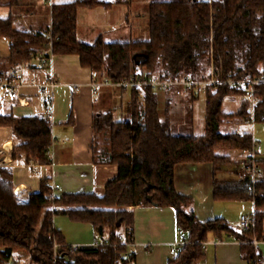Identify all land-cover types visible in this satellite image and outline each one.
<instances>
[{"label":"trees","instance_id":"trees-1","mask_svg":"<svg viewBox=\"0 0 264 264\" xmlns=\"http://www.w3.org/2000/svg\"><path fill=\"white\" fill-rule=\"evenodd\" d=\"M6 1L9 8L19 3ZM110 5L100 0L52 5L51 24L44 32L19 31L12 17L0 20V39L9 42L8 57L0 59V76L34 62L52 42L53 56H78L81 66L101 83L107 80L116 84L136 74L161 81H178L189 74L195 81H208L212 67L220 81L229 75L235 80L264 78V0H150L148 41L105 44L99 38L92 45L80 43L78 10ZM42 60L48 62L49 55ZM115 89L130 94L123 115L128 119L117 121L116 110L99 113L93 119V161L118 169L103 196L63 194L53 205L47 199L50 190L44 182L39 193L22 202L15 195L12 171L0 167V264L16 261V254L25 255L28 264H53L55 245L59 246L57 264H135L136 255L129 250L134 243L135 224L129 209L135 207L176 211V227L184 243L168 264H201L210 236L217 240L234 237L244 261L262 264L254 243H264V180L255 184L258 196L253 228L244 231L223 220L199 221L190 210L191 199L176 192L175 168L211 164L216 174L229 161L217 151L250 153L257 143L252 134L226 133L222 127L226 120L235 118L264 124V84L257 88L253 115L248 113V102L241 91L228 85L209 88L202 136L194 135L191 120L182 128L172 121L169 114L175 106V93L167 95L162 116V99L152 88ZM186 96L181 103L191 104L198 98ZM237 97L244 98L239 111L234 115L224 113V102ZM0 127L13 131L15 160L51 164L53 122L45 113L36 117L0 116ZM213 195L216 201H253L246 180L215 181ZM58 215L89 225L95 239L107 238L111 245L82 247L71 254L63 234L55 228Z\"/></svg>","mask_w":264,"mask_h":264},{"label":"crops","instance_id":"crops-1","mask_svg":"<svg viewBox=\"0 0 264 264\" xmlns=\"http://www.w3.org/2000/svg\"><path fill=\"white\" fill-rule=\"evenodd\" d=\"M73 1L53 0L52 5ZM100 1H106L111 5L107 8L82 7L78 10L77 36L80 43L92 45L99 38H102L105 44L149 40L150 0ZM5 2L8 1L0 0V20L6 21L12 17L15 29L23 31L18 28H28L31 29L29 31L32 29L39 31L42 18L47 28L50 26L52 5L43 4L38 0H19L18 6L9 8ZM0 41L2 59L9 55V42H3L1 39ZM49 74L57 81V86L52 91L54 99L52 164L37 166L36 163L26 162L24 158L15 160L13 131L0 127V167L12 171L15 190L24 191L28 200L31 195L41 191L46 180L59 184L62 188L61 195L103 196L107 184L118 175V169L94 163L93 119L99 113L118 108L120 113L125 115L130 94L102 86L101 81L90 70L81 66L79 57L75 55L54 56ZM26 77L27 85L19 92V100H24L26 105H21L19 100L5 99L0 92V116L36 117L44 114L40 90L29 85L31 77L29 75ZM186 99L187 96L176 97L175 102ZM226 105L231 108L226 111L223 109V112L229 115L236 114L241 108V103H237L235 99L224 103L223 108ZM243 123L235 125L233 131L238 135L248 133L243 129L241 125ZM254 138L257 137L254 135ZM260 152L257 160L264 172V155ZM217 155L228 157L232 161L222 166L216 174L211 164L176 166L175 189L179 195L191 199L190 210L199 221L223 220L237 228L242 216L253 214L252 202L216 201L213 186L215 181H248L239 161L246 159L249 153L234 150L219 151ZM129 211H133L134 214V243L129 250L136 255L135 264H168L179 250L181 241L176 227V211L171 208L155 207H135ZM84 244L87 243L75 245L84 247ZM240 247V243L232 236L222 240L210 236L201 264H249L242 259ZM258 248L264 264V243H260Z\"/></svg>","mask_w":264,"mask_h":264},{"label":"built area","instance_id":"built-area-1","mask_svg":"<svg viewBox=\"0 0 264 264\" xmlns=\"http://www.w3.org/2000/svg\"><path fill=\"white\" fill-rule=\"evenodd\" d=\"M43 4L52 5L53 0H38ZM49 55V61L42 60L45 56ZM53 44L49 42L47 47L37 54V58L34 62L24 63L19 65L13 71L0 76V92L5 99L10 100H19L20 90L27 85V75L31 77L30 84L34 87H37L40 90L41 100L44 104V113L51 118L53 117V89L57 86V81L54 76L49 74L52 60H53ZM49 70V71H48ZM215 69L211 68V77L208 81H195L191 75H186L178 81H161L159 78H145L139 76L138 74L131 76L127 80H123L119 83H112L107 80H104L101 85L104 87L110 88H120L124 91H131L133 89L141 90L145 87L152 88L162 99H166L169 93H175L177 97H184L186 95H193L195 97H207L208 89L214 88L217 89L221 85H228L234 87L235 89L241 91L244 94V98L248 102V113L253 115L254 108L258 103L256 97L257 88L264 84V78H256L253 80H235L232 75H229L228 78L224 81L217 79L215 75ZM141 96V93H139ZM21 105H26V102L19 100ZM67 141V140H66ZM54 144H52L50 150V157H52V152L54 150ZM261 147L258 143L254 144L252 151L249 153V156L246 159H243L241 162L242 171L245 176L248 177L247 181V191L249 196L253 199L252 204L254 206L255 199H257V194L255 191V184L264 180V172L260 169L258 164L257 155L260 152ZM35 163V162H33ZM52 164V161H51ZM50 164V165H51ZM36 165H40L36 163ZM45 186L50 190L48 195V201L50 204H55L60 195H61V186L56 184L51 180L45 181ZM15 195L22 202H28L26 198V193L24 191H16ZM254 212L252 215L242 216L239 221V228L244 231H250L254 225ZM121 243H125L123 238H120ZM184 237H181L180 247L183 246ZM255 246H258L260 243L255 242ZM111 243L109 239H95L91 247L100 248L108 247ZM129 245V244H128ZM130 246V245H129ZM82 247L78 245L69 246V251L71 254H76L80 251ZM58 249L59 246L55 245L54 247V261L53 264L58 262ZM204 252H206V245H204ZM1 264H20L17 261L6 262L2 261Z\"/></svg>","mask_w":264,"mask_h":264},{"label":"rangeland","instance_id":"rangeland-1","mask_svg":"<svg viewBox=\"0 0 264 264\" xmlns=\"http://www.w3.org/2000/svg\"><path fill=\"white\" fill-rule=\"evenodd\" d=\"M70 1H73V0H70ZM18 29L23 30V31L31 30L28 28H18ZM46 29H47L46 22L44 21V18H42V26L40 27L39 31L44 32L46 31ZM32 31L34 30L32 29ZM1 40L3 42H7L6 39H1ZM232 100L233 99L226 100L224 103L231 102ZM243 100L244 98H241V97L235 98V101L237 103H242ZM191 104H183L181 102H175V106L171 109L169 116L171 117L172 121L177 126H179V128H182V126H185V125L188 126L189 120H191V124L193 125L192 127H194V135L196 136L204 135L206 112H207L206 99L205 97L202 96V97L197 98L192 105ZM230 108L231 107L229 105H226L224 106L223 109L224 111H226V110H229ZM160 109H161L160 111L163 116V113H165V109H166L165 100L163 98H162V106ZM124 117L125 116H123V113H120V109L119 108L116 109L115 119L117 121H123V119L125 120L128 119V117L127 118L126 117L124 118ZM238 123L240 125V123H243V122L236 118L228 119L225 121V125L227 127L223 125L222 131L226 133L228 132L234 133L233 130H235V125H237ZM241 125L246 132L253 134V138H254V135L257 137V138H254V140L256 139L257 143H259V145L261 146L260 153L264 155V124L243 123ZM220 151H234V150H220ZM222 158H227L229 160L227 163H230L232 161V160L230 161V158L228 157H222ZM243 159L239 161L240 165ZM54 225H55V228L63 234L66 240V244L68 246H73L77 243H87V244H84L83 246L91 247V245L95 241V234L89 225L75 223L68 216H65V215L56 216L54 220ZM14 257H15V260L19 262L20 264H28V261L25 255L16 254Z\"/></svg>","mask_w":264,"mask_h":264}]
</instances>
